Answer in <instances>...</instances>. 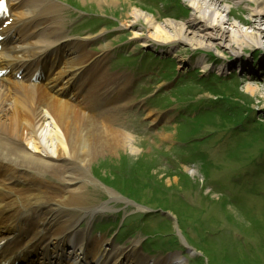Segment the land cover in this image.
<instances>
[{
    "label": "rangeland",
    "instance_id": "rangeland-1",
    "mask_svg": "<svg viewBox=\"0 0 264 264\" xmlns=\"http://www.w3.org/2000/svg\"><path fill=\"white\" fill-rule=\"evenodd\" d=\"M222 1L229 18L225 25L237 22L241 30L253 28L244 22L258 18L250 2ZM90 2L95 4L81 6L76 0L77 9L86 15L70 26L69 15L63 13L64 26L76 32L98 23L92 15L116 17L117 21L109 18L111 32L92 45L100 51L102 44L111 51L119 48L112 69L117 64L135 67L128 108L129 119H137L130 129L135 151L143 150L147 158L160 154L164 163L159 164L153 155L149 169L153 174L145 189L129 193L120 186L121 193L116 191L120 197L115 199L104 187L91 184L85 192L86 203L105 202L108 207L80 219L77 226L118 248L135 244L151 260L177 256L182 264H264V36L261 44L243 48L229 45L227 34L217 48L193 47L182 40L160 45L146 38L143 17L134 30L121 26L122 19L136 8L147 15L183 21L191 13L187 0ZM259 19L264 21V14ZM259 25L264 28V22ZM134 31L140 36L132 37ZM233 52H239L238 56ZM156 112L160 116L150 129L142 127ZM148 131L152 133L145 138ZM110 155L116 158L118 153ZM138 165L142 166L140 159ZM98 168H92V175L103 182L105 163ZM124 168L122 178L135 177L129 167ZM106 183L119 184L113 179ZM157 207L165 212L153 210Z\"/></svg>",
    "mask_w": 264,
    "mask_h": 264
},
{
    "label": "bare ground",
    "instance_id": "bare-ground-1",
    "mask_svg": "<svg viewBox=\"0 0 264 264\" xmlns=\"http://www.w3.org/2000/svg\"><path fill=\"white\" fill-rule=\"evenodd\" d=\"M77 1L81 6L95 4L92 0ZM102 1L106 2L93 0L98 5ZM237 1L250 2L252 13L258 17L255 22L244 20L253 24L251 30H241L237 22L229 24L231 27L225 25L229 18L221 7L222 0H187L191 13L183 21L132 8L121 26L134 30L138 18L143 17L146 38L160 45L182 40L193 47L217 48L226 34L231 46L261 44L264 28L259 23L264 21L259 17L264 14V0ZM8 16L9 25L13 31L15 25L17 31L10 51L3 56L5 62L25 61L47 50L58 53L60 61L52 77L40 82L0 78V240L8 238L16 245L29 242L38 251L44 245L37 258L45 256L49 264H182L177 256L151 260L135 244L129 249L118 248L103 237H92L88 228L77 226L80 219L87 220L108 207L105 202L86 203L85 192L91 184L104 187L115 199L120 197L118 188H126L129 193L145 189L153 174L149 171L153 155L159 164L163 162L160 154L150 152L147 158L143 150L135 151V135L130 129L137 125L133 123L137 119H129L130 115L123 112L132 98L127 88L132 80L130 66L126 64L127 72H111L105 64L107 52L95 55L87 47L94 34L68 38L62 25V5L55 0H22L9 8ZM132 34L134 38L140 36L138 31ZM100 46L101 50L109 47ZM234 54L238 56L239 52ZM159 116L156 112L149 123L141 126L150 129ZM151 133L148 131L144 137ZM159 136L166 139L161 133ZM125 149L138 153L131 157ZM114 152L118 153L116 158L110 155ZM94 161L97 166L92 164ZM101 162L107 169L104 183L91 172L92 168L100 170ZM120 162L125 165L119 166ZM135 163L141 172H136ZM124 166L137 178H122ZM107 179L120 185L107 184Z\"/></svg>",
    "mask_w": 264,
    "mask_h": 264
}]
</instances>
